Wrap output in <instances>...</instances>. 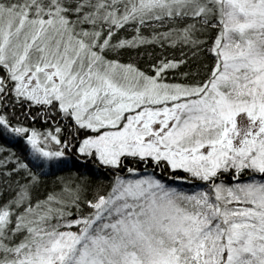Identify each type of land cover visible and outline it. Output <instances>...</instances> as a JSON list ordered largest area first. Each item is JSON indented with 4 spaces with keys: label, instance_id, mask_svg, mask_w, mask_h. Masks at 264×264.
Listing matches in <instances>:
<instances>
[{
    "label": "snow or ice",
    "instance_id": "6c2138e0",
    "mask_svg": "<svg viewBox=\"0 0 264 264\" xmlns=\"http://www.w3.org/2000/svg\"><path fill=\"white\" fill-rule=\"evenodd\" d=\"M0 141V264H264V0H0Z\"/></svg>",
    "mask_w": 264,
    "mask_h": 264
},
{
    "label": "trees",
    "instance_id": "16d2710c",
    "mask_svg": "<svg viewBox=\"0 0 264 264\" xmlns=\"http://www.w3.org/2000/svg\"><path fill=\"white\" fill-rule=\"evenodd\" d=\"M138 62L142 64V63H143V60H139ZM37 126L39 127V125H37ZM0 143H3V142L0 141ZM8 146H9V147H12V145H8Z\"/></svg>",
    "mask_w": 264,
    "mask_h": 264
}]
</instances>
